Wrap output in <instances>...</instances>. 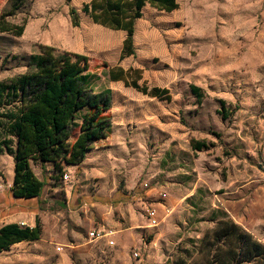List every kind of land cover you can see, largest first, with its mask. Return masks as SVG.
I'll return each instance as SVG.
<instances>
[{"label": "rangeland", "instance_id": "rangeland-1", "mask_svg": "<svg viewBox=\"0 0 264 264\" xmlns=\"http://www.w3.org/2000/svg\"><path fill=\"white\" fill-rule=\"evenodd\" d=\"M89 1L0 0V28L23 26L19 37L0 30V83L23 74L43 46L83 55L95 90H110L112 123L78 166L29 162L44 186L24 222L37 220L40 238L0 252V264H206L212 253L200 241H212L224 215L264 245V0L146 7L134 56L123 60L125 33L93 24L81 12ZM116 66L140 70L138 84L169 99L110 81ZM195 141L206 148L193 150ZM12 173L2 153L0 197ZM92 229L112 232L114 245L90 240Z\"/></svg>", "mask_w": 264, "mask_h": 264}, {"label": "trees", "instance_id": "trees-1", "mask_svg": "<svg viewBox=\"0 0 264 264\" xmlns=\"http://www.w3.org/2000/svg\"><path fill=\"white\" fill-rule=\"evenodd\" d=\"M146 7L171 13L178 4L177 0H90L81 12L95 25L125 33L119 56L123 60L134 56L135 25ZM69 17L72 26L78 27V15L72 8ZM0 30L19 37L23 26ZM108 78L147 97L169 99L165 89L139 85L138 69L112 67ZM94 80L87 57L43 46L30 58L23 74L0 83V155L13 157L9 188L13 198H38L42 192L44 183L33 174L30 161L53 164L58 171L63 165L78 166L95 143L108 138L111 93L109 89L96 91ZM190 90L202 97L199 88L192 85ZM192 144L193 150L206 148L203 141ZM224 217L212 231V241L206 237L200 241L202 249L212 253L206 264H264V245ZM40 234L37 220L32 228L6 224L0 228V252L21 242L37 241Z\"/></svg>", "mask_w": 264, "mask_h": 264}, {"label": "crops", "instance_id": "crops-1", "mask_svg": "<svg viewBox=\"0 0 264 264\" xmlns=\"http://www.w3.org/2000/svg\"><path fill=\"white\" fill-rule=\"evenodd\" d=\"M13 173L10 176L8 182V196L0 197V228L6 224H19L25 223L24 220L32 221L34 220V204L36 198L31 199H22V198H13L9 188L12 184ZM1 193V191H0ZM26 224V223H25ZM32 228L34 225L27 224V227ZM24 242L15 244L17 246L23 244ZM2 253H0L1 255Z\"/></svg>", "mask_w": 264, "mask_h": 264}, {"label": "built area", "instance_id": "built-area-1", "mask_svg": "<svg viewBox=\"0 0 264 264\" xmlns=\"http://www.w3.org/2000/svg\"><path fill=\"white\" fill-rule=\"evenodd\" d=\"M63 177L65 180L67 179L66 174ZM161 198H165V195H161ZM145 215L149 220H151L150 222H151L152 226H157L158 220H157L156 212L153 209L147 208L145 210ZM18 226L20 228H25V227H27V224L19 223ZM111 236H112V232L98 231L95 229H92L91 231L88 232V237L90 240L105 239L108 245L113 246L114 241L110 238ZM56 251L60 252L61 248H59V247L56 248Z\"/></svg>", "mask_w": 264, "mask_h": 264}]
</instances>
